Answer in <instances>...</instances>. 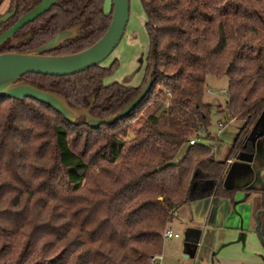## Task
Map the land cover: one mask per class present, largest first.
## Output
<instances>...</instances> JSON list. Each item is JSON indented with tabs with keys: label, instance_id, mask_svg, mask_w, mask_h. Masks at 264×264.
Here are the masks:
<instances>
[{
	"label": "trees",
	"instance_id": "trees-1",
	"mask_svg": "<svg viewBox=\"0 0 264 264\" xmlns=\"http://www.w3.org/2000/svg\"><path fill=\"white\" fill-rule=\"evenodd\" d=\"M42 1L11 0L0 35ZM140 2L148 18L146 75L153 60L155 70L148 94L124 119L92 128L34 99L0 98V264H149L180 205L235 199L238 190L225 184L228 160L255 156L252 132L264 113V0ZM104 5L58 0L0 46V55L32 52L75 26L78 36L46 55L87 50L110 26L113 4L109 14ZM117 64L20 81L110 119L141 89L104 84ZM223 75L228 101L216 109L204 101L207 78ZM215 110L243 124L223 162L200 143L211 139ZM256 192L264 209V190ZM260 220L264 240V212Z\"/></svg>",
	"mask_w": 264,
	"mask_h": 264
},
{
	"label": "crops",
	"instance_id": "crops-1",
	"mask_svg": "<svg viewBox=\"0 0 264 264\" xmlns=\"http://www.w3.org/2000/svg\"><path fill=\"white\" fill-rule=\"evenodd\" d=\"M260 137H264V114L252 132L255 156L240 154L228 160L225 184L238 190L235 199L215 202L209 196L180 205L169 223L180 236L164 240L163 264H264V243L257 230L258 211L263 208L256 191L264 190V138Z\"/></svg>",
	"mask_w": 264,
	"mask_h": 264
},
{
	"label": "water",
	"instance_id": "water-1",
	"mask_svg": "<svg viewBox=\"0 0 264 264\" xmlns=\"http://www.w3.org/2000/svg\"><path fill=\"white\" fill-rule=\"evenodd\" d=\"M57 2L58 0H43L41 4L21 16L10 29L1 33L0 46L7 40L13 39L16 33L46 13ZM112 4L113 12L107 32L97 43L87 50L65 56L46 55V53L57 48L65 41L78 36L80 26H75L57 34L52 40L32 52L1 54L0 98L7 97L16 100L34 99L52 107L73 124H79L77 122L78 118H85L87 124L92 128H99L105 124L113 125L128 116L144 100L152 87L155 60L152 61L146 82L138 95L122 111L110 119L94 117L90 113L91 108H72L67 103L66 98L61 94L43 90L29 82L20 81L28 74L66 77L85 72L92 67L101 65L119 46L130 19V0H112ZM93 101L94 98L92 97L91 103ZM262 212H264V209L258 211L257 230L264 243L260 229V214Z\"/></svg>",
	"mask_w": 264,
	"mask_h": 264
},
{
	"label": "rangeland",
	"instance_id": "rangeland-1",
	"mask_svg": "<svg viewBox=\"0 0 264 264\" xmlns=\"http://www.w3.org/2000/svg\"><path fill=\"white\" fill-rule=\"evenodd\" d=\"M10 1H2L0 12L3 13L6 10ZM130 6V19L125 34L119 46L101 65L108 68L116 60L118 61L112 75L104 80L105 85L119 83L142 89L149 73L148 70L146 75L147 57L150 48L146 27L148 18L140 0H130ZM104 10L106 14L111 13L112 0H105ZM228 89L229 78L226 75L219 77L208 76L204 101L216 109L219 106L225 108L228 101ZM80 119L78 118L77 121ZM220 122L226 123V126L218 138V125ZM242 125V122L230 120L227 113L215 110L212 116V126L210 127L211 139H202L200 143L212 145L214 147L215 158L223 162L231 151V147ZM175 227L174 225L172 228ZM183 239L184 232L181 233V241Z\"/></svg>",
	"mask_w": 264,
	"mask_h": 264
},
{
	"label": "built area",
	"instance_id": "built-area-1",
	"mask_svg": "<svg viewBox=\"0 0 264 264\" xmlns=\"http://www.w3.org/2000/svg\"><path fill=\"white\" fill-rule=\"evenodd\" d=\"M226 124L223 123V122H220L218 127H219V131H218V138L220 136V134L222 133V130L225 128ZM196 143L195 140H191L189 142V145L190 146H193L194 144ZM231 162V161H229ZM180 234L173 231L169 226L164 230V233H163V238L164 240H167V239H177L179 238ZM163 261H164V256L162 253L160 254H156L154 255L150 260H149V264H163Z\"/></svg>",
	"mask_w": 264,
	"mask_h": 264
},
{
	"label": "flooded vegetation",
	"instance_id": "flooded-vegetation-1",
	"mask_svg": "<svg viewBox=\"0 0 264 264\" xmlns=\"http://www.w3.org/2000/svg\"><path fill=\"white\" fill-rule=\"evenodd\" d=\"M2 1L3 0H0V8H1V5H2ZM11 2V1H10ZM41 4V3H40ZM0 16H1V19H0V22H3L2 24L3 25H5L10 19H11V14H10V4H9V6L6 8V10L2 13V12H0ZM10 18V19H9ZM19 20V19H18ZM11 28V27H10ZM9 28V29H10ZM8 30V29H7ZM6 31V30H5ZM17 34L18 33H16L15 35H14V37L15 36H17ZM18 38L20 37V36H17ZM8 41V40H7Z\"/></svg>",
	"mask_w": 264,
	"mask_h": 264
}]
</instances>
